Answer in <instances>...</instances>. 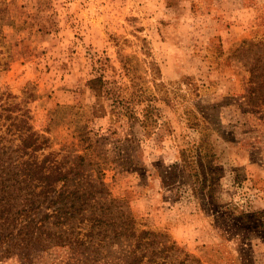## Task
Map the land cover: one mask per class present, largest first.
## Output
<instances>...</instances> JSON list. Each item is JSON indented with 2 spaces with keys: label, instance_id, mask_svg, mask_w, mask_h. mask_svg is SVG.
Returning a JSON list of instances; mask_svg holds the SVG:
<instances>
[{
  "label": "rangeland",
  "instance_id": "1",
  "mask_svg": "<svg viewBox=\"0 0 264 264\" xmlns=\"http://www.w3.org/2000/svg\"><path fill=\"white\" fill-rule=\"evenodd\" d=\"M0 91L173 264H264V0H0Z\"/></svg>",
  "mask_w": 264,
  "mask_h": 264
},
{
  "label": "trees",
  "instance_id": "2",
  "mask_svg": "<svg viewBox=\"0 0 264 264\" xmlns=\"http://www.w3.org/2000/svg\"><path fill=\"white\" fill-rule=\"evenodd\" d=\"M103 83L90 81L98 96ZM17 98L0 91V264H173L176 242L141 228L78 164L66 167Z\"/></svg>",
  "mask_w": 264,
  "mask_h": 264
}]
</instances>
